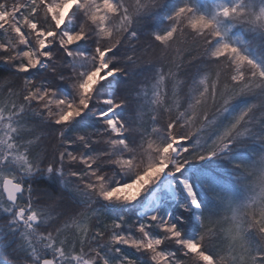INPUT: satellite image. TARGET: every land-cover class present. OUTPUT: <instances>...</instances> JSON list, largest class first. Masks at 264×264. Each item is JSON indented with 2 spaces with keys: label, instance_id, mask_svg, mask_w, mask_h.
Returning <instances> with one entry per match:
<instances>
[{
  "label": "snow or ice",
  "instance_id": "obj_1",
  "mask_svg": "<svg viewBox=\"0 0 264 264\" xmlns=\"http://www.w3.org/2000/svg\"><path fill=\"white\" fill-rule=\"evenodd\" d=\"M0 264H264V0H0Z\"/></svg>",
  "mask_w": 264,
  "mask_h": 264
},
{
  "label": "trees",
  "instance_id": "obj_2",
  "mask_svg": "<svg viewBox=\"0 0 264 264\" xmlns=\"http://www.w3.org/2000/svg\"><path fill=\"white\" fill-rule=\"evenodd\" d=\"M38 186L41 187V188L47 187L46 183L43 182V181H41V183ZM66 203L68 205H71L72 202L70 200H66Z\"/></svg>",
  "mask_w": 264,
  "mask_h": 264
}]
</instances>
